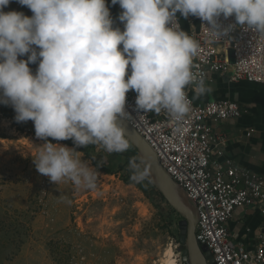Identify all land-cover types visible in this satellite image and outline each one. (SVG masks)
I'll list each match as a JSON object with an SVG mask.
<instances>
[{
    "label": "clouds",
    "instance_id": "clouds-1",
    "mask_svg": "<svg viewBox=\"0 0 264 264\" xmlns=\"http://www.w3.org/2000/svg\"><path fill=\"white\" fill-rule=\"evenodd\" d=\"M17 2L32 15L5 12L10 0H0V104L13 107L16 122L33 121L36 137L45 140L33 158L38 173L55 184L69 180L77 190L95 188L97 170L48 137L125 152L129 90L144 113L165 111L177 121L191 110L189 85L198 95L211 91L193 71L200 45L180 28L177 11L207 21L210 37L218 40L237 24L264 35V0H111L123 10V31L113 27L105 0ZM221 15H234L235 24L222 26ZM25 54L27 60L18 59ZM38 57L33 74L29 64ZM129 166L131 180L148 177V167L134 160Z\"/></svg>",
    "mask_w": 264,
    "mask_h": 264
},
{
    "label": "rangeland",
    "instance_id": "rangeland-1",
    "mask_svg": "<svg viewBox=\"0 0 264 264\" xmlns=\"http://www.w3.org/2000/svg\"><path fill=\"white\" fill-rule=\"evenodd\" d=\"M47 140L78 151L93 168L90 157L96 158L111 173L97 171L96 186L88 190L69 180L51 182L33 163L45 142L34 122L0 112V264H157L169 246L184 264L181 216L148 177L137 183L144 190L128 183L130 160L145 167L131 144L108 153L102 145Z\"/></svg>",
    "mask_w": 264,
    "mask_h": 264
},
{
    "label": "built area",
    "instance_id": "built-area-1",
    "mask_svg": "<svg viewBox=\"0 0 264 264\" xmlns=\"http://www.w3.org/2000/svg\"><path fill=\"white\" fill-rule=\"evenodd\" d=\"M119 14L114 27L123 31ZM176 21L182 29L177 16ZM219 23L224 27L235 24V16L225 19L221 15ZM206 27L208 22L199 18V29L193 38L200 46L193 71L203 75L207 85L215 76H226L231 83L244 81L264 86V35L237 24L218 40L210 37ZM33 47L39 52L38 46ZM130 72L129 65L125 79ZM186 94L191 110L177 121L165 111L144 113L136 107L137 94L129 90L125 121L143 137L162 168L196 206L195 238L207 247L214 264H264V235L255 248L249 249L234 243L227 231V223L237 208L264 203V176L233 165L225 153L226 136L217 128L219 123L239 118L247 110L229 98L197 100L194 85L186 88ZM254 132L250 127L245 136Z\"/></svg>",
    "mask_w": 264,
    "mask_h": 264
},
{
    "label": "crops",
    "instance_id": "crops-1",
    "mask_svg": "<svg viewBox=\"0 0 264 264\" xmlns=\"http://www.w3.org/2000/svg\"><path fill=\"white\" fill-rule=\"evenodd\" d=\"M105 2L114 27L118 14L123 10L118 3L113 5L111 0ZM2 10L23 12L29 17L32 15L31 10L20 5L17 0H10ZM176 16L182 30L193 37L199 29V18L192 15L185 18L179 11ZM19 59L27 60V56ZM38 63L39 58L37 62L29 64L33 74L38 68ZM209 86L211 91L197 95V100L229 98L247 110L241 117L225 120L217 126L226 136V155L232 158L233 165L237 168L264 176V86L244 81L231 83L226 76H215ZM133 92L136 93L134 90ZM250 127H253L255 132L246 137L245 132ZM227 231L234 243H242L249 249L255 248L264 235V203L254 207L237 208L227 223Z\"/></svg>",
    "mask_w": 264,
    "mask_h": 264
},
{
    "label": "water",
    "instance_id": "water-1",
    "mask_svg": "<svg viewBox=\"0 0 264 264\" xmlns=\"http://www.w3.org/2000/svg\"><path fill=\"white\" fill-rule=\"evenodd\" d=\"M15 112L13 107L5 105ZM125 135L137 150L145 167L149 168L148 178L167 203L181 216L178 222L179 242L184 246L182 260L187 264H214L211 253L205 245L195 238L198 210L188 199L186 193L175 183L158 162L153 150L143 137L125 120Z\"/></svg>",
    "mask_w": 264,
    "mask_h": 264
},
{
    "label": "trees",
    "instance_id": "trees-1",
    "mask_svg": "<svg viewBox=\"0 0 264 264\" xmlns=\"http://www.w3.org/2000/svg\"><path fill=\"white\" fill-rule=\"evenodd\" d=\"M0 112L6 114L7 116L11 117V116H15V112L11 111L10 109H7L4 107L3 104H0ZM64 141V140H62ZM80 150L87 156H89V153L86 149L84 148H80ZM92 164L94 165V167L96 168V170L98 172H106V173H111L109 168L105 167L102 163H100L96 158L94 157H90ZM128 183H134L137 184V182L131 180L128 181ZM138 185V184H137ZM142 190H144V187L142 185H138ZM158 192V191H157ZM159 196L163 198V196L160 194V192H158Z\"/></svg>",
    "mask_w": 264,
    "mask_h": 264
},
{
    "label": "bare ground",
    "instance_id": "bare-ground-1",
    "mask_svg": "<svg viewBox=\"0 0 264 264\" xmlns=\"http://www.w3.org/2000/svg\"><path fill=\"white\" fill-rule=\"evenodd\" d=\"M157 264H179L175 259V253L171 246L165 249L162 259Z\"/></svg>",
    "mask_w": 264,
    "mask_h": 264
},
{
    "label": "flooded vegetation",
    "instance_id": "flooded-vegetation-1",
    "mask_svg": "<svg viewBox=\"0 0 264 264\" xmlns=\"http://www.w3.org/2000/svg\"><path fill=\"white\" fill-rule=\"evenodd\" d=\"M179 248H180L181 250H183V249H184V246H183L182 244H179ZM183 263H184V264H187V263L184 262V261H183Z\"/></svg>",
    "mask_w": 264,
    "mask_h": 264
}]
</instances>
